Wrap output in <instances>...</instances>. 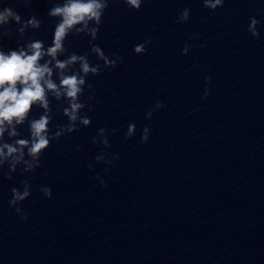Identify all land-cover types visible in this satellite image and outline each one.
Masks as SVG:
<instances>
[{
	"label": "water",
	"instance_id": "95a60500",
	"mask_svg": "<svg viewBox=\"0 0 264 264\" xmlns=\"http://www.w3.org/2000/svg\"><path fill=\"white\" fill-rule=\"evenodd\" d=\"M4 2L42 21L6 37V48L50 42L54 0ZM185 8L189 20L177 23ZM251 17L262 22L259 39L247 31ZM88 41L71 35L66 46L83 54ZM95 43L123 62L88 77L91 125L52 141L35 172L7 180L0 170V264H264V0H225L215 11L203 0H144L139 11L109 0ZM157 102L164 107L147 119ZM63 106L51 103L53 129L67 123ZM129 123L136 134L125 140ZM100 128L108 148L92 143ZM101 151L119 159L97 163ZM24 180L27 220L9 207Z\"/></svg>",
	"mask_w": 264,
	"mask_h": 264
},
{
	"label": "clouds",
	"instance_id": "9594fccd",
	"mask_svg": "<svg viewBox=\"0 0 264 264\" xmlns=\"http://www.w3.org/2000/svg\"><path fill=\"white\" fill-rule=\"evenodd\" d=\"M143 2L144 0H123L128 8L136 11L140 10ZM31 3L32 0H23L25 7ZM224 3L225 0H203L204 7L210 11L223 7ZM108 6L109 0H54L48 16L57 22L50 42L30 38L18 42L15 48H6V37L13 34L24 37L30 31L36 32L41 28L42 21L35 14L25 19L15 8L0 0V170L7 169L4 172L5 179L12 180L17 171L22 174L35 172L41 166L42 154L52 141L78 131L81 126L91 125V118L85 113V109L88 112L93 110L90 101L95 98V93L82 99L85 88L92 89V85L87 82L88 77L99 75L102 68H115L117 62H123V57L115 54L110 57L95 43ZM190 14V8L183 9L177 23L187 22ZM261 25L262 22L256 17L250 18L247 31L253 38H260ZM80 34L89 37L90 51L83 54L69 52L66 46L68 37ZM151 43V40L139 43L133 51L142 55ZM189 50L190 46L185 45L182 52L187 55ZM90 55L95 56L99 62L93 63L89 59ZM207 95L206 89L205 97ZM53 100L63 103L62 114L67 118L66 124L57 125L54 129L51 127ZM163 107L162 103L157 102L148 111L146 118L151 119L153 111ZM34 109L41 110L38 117L33 115ZM25 125L27 138L20 131ZM112 131L115 132L116 129ZM150 132L148 126L143 128L142 143L149 141ZM107 133L106 128H100L92 143L102 144L104 148L110 147ZM135 134V123H129L125 140ZM106 155L101 151L95 161L111 164L113 160L119 159L118 154L111 159H106ZM92 167L89 164V168ZM96 178L103 186L105 181L99 176ZM11 192L9 207L15 208L21 219L27 220L28 216L20 205L32 195L31 184L24 180L21 187H13ZM40 192L44 197L52 198L50 186H42Z\"/></svg>",
	"mask_w": 264,
	"mask_h": 264
}]
</instances>
